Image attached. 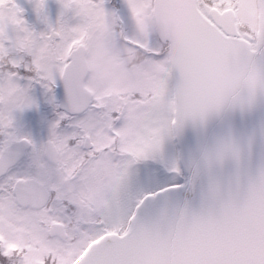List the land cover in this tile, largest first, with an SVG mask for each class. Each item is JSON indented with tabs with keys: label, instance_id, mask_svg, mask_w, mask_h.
<instances>
[{
	"label": "snow or ice",
	"instance_id": "snow-or-ice-1",
	"mask_svg": "<svg viewBox=\"0 0 264 264\" xmlns=\"http://www.w3.org/2000/svg\"><path fill=\"white\" fill-rule=\"evenodd\" d=\"M160 7L0 0V264H264V0L166 6L190 61L241 70L195 129L116 78Z\"/></svg>",
	"mask_w": 264,
	"mask_h": 264
},
{
	"label": "water",
	"instance_id": "water-1",
	"mask_svg": "<svg viewBox=\"0 0 264 264\" xmlns=\"http://www.w3.org/2000/svg\"><path fill=\"white\" fill-rule=\"evenodd\" d=\"M161 5L153 10L156 32L162 41L169 43L171 76L174 93L175 119L185 127L195 129L202 120L210 125L217 119L216 107L240 83V68L230 57L218 58L210 55L203 60L192 62L186 52L179 51L176 41L167 27L169 15L179 17V12L169 13L166 7L175 0H154ZM153 264V261H149Z\"/></svg>",
	"mask_w": 264,
	"mask_h": 264
},
{
	"label": "rangeland",
	"instance_id": "rangeland-1",
	"mask_svg": "<svg viewBox=\"0 0 264 264\" xmlns=\"http://www.w3.org/2000/svg\"><path fill=\"white\" fill-rule=\"evenodd\" d=\"M131 36L133 37L132 41L141 46L142 49L148 51V48H152L149 47L148 41V37L151 36V33L150 20L147 17V14L141 20L135 21L133 23ZM123 49L124 48H122V50ZM134 49L135 48H131V50ZM148 58V63L138 66V68L134 71V74L136 76L134 79H131L129 77L125 78L123 76L121 79H128V81L132 82L133 85H139L140 87H142L145 92L147 90L154 91L156 97L154 98L155 104L153 105V107L162 111V92L164 91L165 96H168L167 94L170 90V94L172 95L171 84H168L166 75L164 76L161 72L164 66L162 60H153L150 56ZM152 70H154V73H152ZM158 71H160L161 73H158ZM164 101L167 102L166 97ZM163 106L167 107V105ZM169 109L172 113V103H170Z\"/></svg>",
	"mask_w": 264,
	"mask_h": 264
},
{
	"label": "flooded vegetation",
	"instance_id": "flooded-vegetation-1",
	"mask_svg": "<svg viewBox=\"0 0 264 264\" xmlns=\"http://www.w3.org/2000/svg\"><path fill=\"white\" fill-rule=\"evenodd\" d=\"M150 33H151V36L155 37V32H154V24H151L150 25ZM137 41V40H136ZM155 43V47H152L151 49V53L154 52V53H158L161 51V43L160 41H156L154 40L153 41ZM133 44H136L134 43L132 40H131V43L129 46L125 47V46H121L125 53V56L128 57L127 59V62L123 65L122 69H121V76L127 78H131V79H134L136 76L134 74V71L138 68V66L140 65H143V64H146L147 62H143L142 64H139L138 62V52L136 51V47H133L132 45ZM131 48H135L134 50H131ZM167 45L164 47V51H165V55L162 59H159V60H162L164 66L161 70V72L163 73V75L165 76L166 75V80L168 82V84H170V66H169V59H168V50H167ZM129 53L131 54L129 56ZM160 71H158V73H161ZM152 73H154V70H152ZM128 80V79H127ZM159 92V91H158ZM146 93L150 96H152L153 98L156 97V95L154 94V91H150V90H147ZM168 96H165L164 94V91L162 92V111H167V112H170V93L167 94ZM165 97H166V101L165 102ZM163 105H167V107L163 106Z\"/></svg>",
	"mask_w": 264,
	"mask_h": 264
},
{
	"label": "clouds",
	"instance_id": "clouds-1",
	"mask_svg": "<svg viewBox=\"0 0 264 264\" xmlns=\"http://www.w3.org/2000/svg\"><path fill=\"white\" fill-rule=\"evenodd\" d=\"M116 78L121 79L122 78L121 74H119Z\"/></svg>",
	"mask_w": 264,
	"mask_h": 264
}]
</instances>
